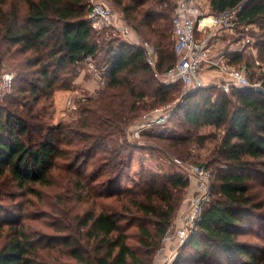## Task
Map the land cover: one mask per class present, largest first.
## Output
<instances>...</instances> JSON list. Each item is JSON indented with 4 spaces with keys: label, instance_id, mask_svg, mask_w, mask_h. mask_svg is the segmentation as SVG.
<instances>
[{
    "label": "trees",
    "instance_id": "16d2710c",
    "mask_svg": "<svg viewBox=\"0 0 264 264\" xmlns=\"http://www.w3.org/2000/svg\"><path fill=\"white\" fill-rule=\"evenodd\" d=\"M113 1L130 19L134 32L140 34V27L134 24L138 22L155 36L160 35L151 43L153 37L148 41L137 34L142 43L154 46L155 65L149 63L143 44L123 38L97 41L88 18L89 0H0V65L5 48L6 59L16 60L18 79L23 81L14 86L8 103H0V194L10 182L33 194L40 193L36 185L58 184L62 188V195L57 194L49 205L52 215L46 210L35 217L46 216L54 233L28 227V213L19 220L2 213V208L0 264H153L182 206L189 179L181 174L142 171L139 183L117 188L122 177L114 176L100 185L96 180L99 173H86L62 161L67 125L93 136L83 154L87 165L97 156V149L107 148L116 135L125 137L143 113L172 98L169 90H180L177 84L182 82L158 78L176 62L177 55L173 47L171 50L172 41L163 40L160 29L152 24L155 15L143 11L148 0ZM209 3L211 13L240 7L238 32H243L242 25H258L264 41V0ZM259 56L264 65V50ZM89 57L107 80L105 89L79 99V116L72 124L63 120L54 123L49 108L55 92L76 87L74 80L88 65ZM230 59L234 65L245 62L250 66L238 51ZM261 66L259 79H263L264 89ZM251 83L233 87L229 93L215 85L186 90L183 103L172 113L181 114L187 130L196 132L167 138L181 156L190 154L186 146L191 143L204 144L217 132L220 139L202 164L217 166L211 199L172 264L264 262V247L241 238V233L255 225V216L259 222L252 235L264 241V215L260 213L264 202L257 200L258 193L253 191L256 182L264 181V93ZM30 96L31 101L27 99ZM20 97L29 101L21 102ZM204 127L213 128V133H198ZM144 133V137H156ZM127 145L151 147L135 142ZM110 154L94 159L92 166L97 168L110 159ZM190 249L200 253L196 254L199 257H186L185 251Z\"/></svg>",
    "mask_w": 264,
    "mask_h": 264
},
{
    "label": "rangeland",
    "instance_id": "374dc122",
    "mask_svg": "<svg viewBox=\"0 0 264 264\" xmlns=\"http://www.w3.org/2000/svg\"><path fill=\"white\" fill-rule=\"evenodd\" d=\"M108 5H110L116 15L123 16L127 23L130 25L131 21L129 18H126L127 15L124 14V12L121 11V9L114 3L113 0H104ZM202 1V0H201ZM175 1L169 2V1H161V0H148L146 4L143 5L142 9L145 11V13H150L155 15L153 20H151L152 24L155 28L160 29V32L163 37V40L168 43L169 41H172L171 44V50L174 43V37L172 33V26H171V18H172V9L174 7ZM89 6H91V0H89ZM158 18V16H160ZM165 16V17H162ZM135 25H138L140 27V34L136 33L132 29V35L129 37H126L122 35L117 28L114 27V25H107L104 24L103 26H93V30L96 36L97 41L103 42V40H108L111 38H120V39H126L132 42L134 41V37L137 36V34L141 38H146L148 41L153 37L152 40L149 42H154V39L157 40V36H155L153 33L150 32V29L146 26H142L141 24H138V22L134 23ZM240 28L243 30V32L239 33L237 28L234 30H230L231 34H229L226 37V41H230L233 44V47H241L242 49L239 51L244 55V61L248 60L250 63V66L248 67V78L254 83H251L253 85L256 84H262L263 79H259L260 76V68L259 66L262 65V59L259 56V52L261 50H264V41L262 40V37L260 36V33L262 32L260 27L258 25H242ZM198 36L202 37L204 34H198ZM138 37V36H137ZM151 42V43H152ZM223 42V40H222ZM5 48H3L2 53V66L0 67V103H8L10 99H12L11 96H13L14 93V86H18L20 83H23L22 80L18 79V72L15 68L16 60L10 59L6 57L8 56L5 52ZM177 59V57H176ZM1 62V60H0ZM95 64V63H94ZM167 63L164 65L166 67ZM96 66V64H95ZM237 66H245V62L241 65ZM264 70V65L261 66ZM11 76V79L8 80L7 75ZM85 75V76H84ZM158 78H160L162 81L168 82V80L163 76V74L159 75ZM159 81L163 83L161 80ZM253 79V80H252ZM158 81V82H159ZM75 88L71 90H58L54 94V100L53 105L49 108V113L53 117V122L57 123L61 120L65 121L66 123H71L72 121L79 116V110L81 106V102H79V99H81L84 96L87 95H95L98 94L99 91L102 89H105L107 80L104 79L99 73V69L97 68L96 71L91 70L88 65H84L81 68V71L77 78L74 80ZM180 83V82H179ZM180 87L179 91L176 90H169L170 97L169 100L165 103L160 104V107L167 110H170L171 115L174 113V110L176 109V106L179 103H183L186 93L183 94L186 90L191 91L192 87H187L184 84L180 83L177 84ZM250 85V84H249ZM187 91V92H189ZM182 93V94H181ZM184 95V96H183ZM160 95H158L159 97ZM33 97H28L30 101ZM21 102L29 101L27 99H22L21 97L18 98ZM149 101H154V99H147ZM4 101V102H2ZM83 103V102H82ZM147 111V110H146ZM150 112V111H149ZM149 112L143 113L138 120L144 115ZM166 111H164L165 113ZM162 113V112H161ZM169 116L168 119H166L161 124H158L156 126H152L148 128L149 134H153L156 136L153 137H142V142L146 143L147 145H151L150 149H143L141 147H135L132 145H127V143L135 142L138 144V141H133L128 139V131L127 134H125V137L116 135L111 140L108 141V147L107 148H99L96 152V157L92 158L89 161V164L85 165L83 163L84 157L83 154L86 151L87 146H89V143L93 140V136L86 135L78 130H76L71 125L66 126V140L62 144V146L65 148L66 156L62 159L64 163H69L71 165H74V169L82 168V170L86 173H94L98 174L96 176L97 183L102 185L103 183H106L109 181V179H113L114 176L122 177V180L117 182L116 187L117 188H125V187H133L136 183H139L141 179L142 171H145L147 173H154L157 175H175V174H181L184 177L187 178L186 171L175 161L176 159H180L183 162L186 163H201L203 164L205 161H207L209 154L211 150L214 148V145L219 142V133L217 132L214 139H210L208 141H205L204 144L199 143H191L189 146H186V149L188 148L189 155H180L175 151V147L170 146L168 137L173 136H181L186 135L187 133H196L188 131V126L182 123V116L181 114H178L177 116ZM103 116V115H102ZM137 120V121H138ZM144 133V134H146ZM198 133H202L204 135H210V133H213V128L210 127H204L199 129ZM189 135V134H188ZM217 138V139H216ZM116 149L119 151H116ZM104 153H111L109 156V160L105 161L104 163L98 164L97 168H94L92 166V163H94V159L101 157ZM216 164L213 163L209 165V170L212 172V180L214 181L215 175L217 174ZM38 191H40L39 194H33L24 188H19L16 182H10L7 184L3 190V194H0V212H2V208L5 210L2 212L4 214H10L13 218L18 217L20 220V215L24 213H28L30 218L25 220V223L28 227H32V229H39L42 231H46L49 233H54L53 229L49 227L50 221L47 220L46 216H39V219H36L35 217L38 215L40 211H49V205H52L53 202L56 200V195L60 194L62 195V188L58 184H54L50 187H41L37 186ZM257 191L258 197L257 200L264 202V181L256 182L254 186V190ZM188 192V187L186 191L184 192L183 200L181 202V205L184 206V200L185 196ZM180 205V206H181ZM180 207L178 209L177 214L180 212V210H184L183 207ZM183 208V209H181ZM264 215V208L260 210ZM52 215V213H50ZM175 216V217H176ZM174 217V218H175ZM174 220V219H173ZM252 220L254 221L255 225L247 230V232L241 233V238L243 240L248 241H255L256 243H260L264 247V241H261V239L257 236H253L254 229H256L257 224L259 222V219L257 217H253ZM46 221V222H45ZM48 221V222H47ZM44 222L47 223L44 225ZM133 243H135V240H132ZM168 244H171V242H168ZM162 245V244H161ZM173 245V244H172ZM177 251L175 254L174 260L177 258V256L180 255L182 248H179L182 244H178ZM171 250L167 249V252H170ZM186 257H192L196 258L199 257L197 255L195 250L190 249V251H185ZM197 254V255H196ZM194 255V256H192ZM158 257L155 256L153 264H155L158 259ZM191 258V259H192ZM163 260V257L159 259V262ZM173 260V261H174ZM264 264V262H263Z\"/></svg>",
    "mask_w": 264,
    "mask_h": 264
},
{
    "label": "built area",
    "instance_id": "2783aa9c",
    "mask_svg": "<svg viewBox=\"0 0 264 264\" xmlns=\"http://www.w3.org/2000/svg\"><path fill=\"white\" fill-rule=\"evenodd\" d=\"M239 8L210 13L203 9L201 0H176L172 13V33L177 60L163 76L168 81H180L185 86L192 87L191 90L216 84L229 93L233 87L248 86L250 84L248 67L234 65L230 62L229 56L233 50L239 52L242 48L229 49L218 43L222 30H234L238 26ZM88 18L93 26L114 25L122 35L126 37L132 35V27L127 20L121 15H116L113 8L104 0H91ZM198 34L204 36L200 37ZM134 41L147 48L148 61L155 65L157 55L154 46L148 42L142 43L137 36L134 37ZM88 64L91 70L96 71L90 57ZM205 70L216 71L218 76L209 77ZM7 78L10 80L11 76L8 74ZM259 85L258 83L254 86ZM165 108L158 107L134 122L127 130L128 138L146 145L142 142L143 133L149 127L161 124L171 115L170 110ZM175 162L187 173L188 192L182 206L184 210H180L162 239L157 257H163V260L161 262L158 260L155 264L173 263L178 244H183L187 240L200 220L204 206L211 199L212 172L202 164L186 163L180 159H176ZM167 249L171 251L167 252Z\"/></svg>",
    "mask_w": 264,
    "mask_h": 264
},
{
    "label": "crops",
    "instance_id": "0c3cea01",
    "mask_svg": "<svg viewBox=\"0 0 264 264\" xmlns=\"http://www.w3.org/2000/svg\"><path fill=\"white\" fill-rule=\"evenodd\" d=\"M201 3H202V5H203V9H206L208 12H210V10H209V0H202L201 1ZM211 13V12H210ZM229 34H231V31H230V29H224V30H222L221 31V33H220V37H219V39H220V41H218V43L219 44H221V45H223V46H225L226 48H229V49H232V48H234L233 47V44L230 42V41H226V37L229 35ZM222 40H223V42H222ZM234 52H236V51H232V52H230V54H229V56L232 54V53H234ZM206 71V70H205ZM207 73V74H206ZM205 74L207 75V76H209V77H213V76H218V74L216 73V71H206L205 72ZM215 74H217V75H215ZM85 76V75H84ZM215 86H217L216 84H214ZM161 257H158L157 259L159 260Z\"/></svg>",
    "mask_w": 264,
    "mask_h": 264
},
{
    "label": "water",
    "instance_id": "95a60500",
    "mask_svg": "<svg viewBox=\"0 0 264 264\" xmlns=\"http://www.w3.org/2000/svg\"><path fill=\"white\" fill-rule=\"evenodd\" d=\"M256 90L264 93V89L260 85L256 87Z\"/></svg>",
    "mask_w": 264,
    "mask_h": 264
}]
</instances>
